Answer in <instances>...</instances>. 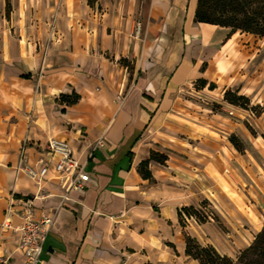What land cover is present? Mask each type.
Instances as JSON below:
<instances>
[{
    "label": "crops",
    "instance_id": "0c3cea01",
    "mask_svg": "<svg viewBox=\"0 0 264 264\" xmlns=\"http://www.w3.org/2000/svg\"><path fill=\"white\" fill-rule=\"evenodd\" d=\"M197 6L198 0H44L41 46L5 39L0 264H26L17 230L29 202L36 220H53L39 264H199L185 253L186 235L228 257L252 245L263 228L252 218L246 230L231 223L224 236L211 223L179 221L182 207L204 200L235 204L243 180L247 198L264 199V167L255 159L264 147L254 145L247 128L250 110L224 102L221 91L236 87L254 104L257 85L239 82L264 66V49L245 39L262 40L196 22ZM198 80L217 86L209 93L218 91L222 112L205 107V127L195 129L187 96ZM73 92L81 97L76 105L59 103ZM231 135L250 148L239 153ZM52 138L70 143L89 175L85 193H67L52 174L38 185L20 170L22 150L33 161ZM157 149L173 156L166 166L151 163L153 180H145L138 166ZM227 209L242 215L239 206Z\"/></svg>",
    "mask_w": 264,
    "mask_h": 264
},
{
    "label": "rangeland",
    "instance_id": "374dc122",
    "mask_svg": "<svg viewBox=\"0 0 264 264\" xmlns=\"http://www.w3.org/2000/svg\"><path fill=\"white\" fill-rule=\"evenodd\" d=\"M43 5L44 0H0V48L7 47L9 45L8 43H5L6 38L8 39V41L10 40L9 42L14 43V45H20L19 41L23 40L24 43H26V41H29L30 43H35L38 45V47H40L41 45L39 43L42 42V33L44 29ZM39 36L40 38H38ZM245 42L251 44L255 43V45H257V48L264 49V40L258 43L254 42L252 38H247L245 39ZM241 46L242 44L239 43V48H242ZM259 59L260 58L257 59L258 62ZM225 66V63L220 64L222 71H224ZM257 66V71H255L254 73L252 72V78L249 82L245 81L239 83L244 85L250 83L251 86L257 85L256 94L253 96V98L255 99L254 104H252L253 100H250L251 107H253L254 110H250L251 119H249L250 122H246V125L248 129L252 130H250L251 134L256 138V140H258L253 142L254 145L256 147H259L261 145L264 147V106H262L264 105V66ZM246 71V69H243L242 72L246 73ZM220 85H222V83H220ZM206 88L198 89L195 83V85L191 89V95L187 96L189 104H192L190 109L195 112V114L193 115L195 129H197V125L199 127H205V107H210L215 111H221V106L214 102L216 101L215 99H217V94H219L218 91H215L213 95L209 93V91H214L217 86L214 90L209 89L208 86ZM228 90L237 91L236 87H226L225 89H221V91L224 92L223 101L224 94ZM198 130L199 134H205L204 129ZM194 140L192 141V144H195ZM239 140L242 142L245 149L250 148V146L245 144L241 138H239ZM252 151L254 152V150ZM156 152L168 156V160L169 156H173V153L171 151H160V149H157ZM195 153L200 154L202 152H200V150H197V152ZM194 156V161L198 160L197 156ZM255 159L257 160L260 166L264 167V157L260 156L259 158H257L255 156ZM167 161L164 165L160 166H166ZM244 183L245 182L243 180L241 184L243 189L242 197H236L234 202L235 204H233V201L211 198L212 201L204 200L201 202L199 207H196L199 210V217L205 220L204 224L211 223L212 226L215 227V229H217L219 233H222L223 236L225 233H227L226 231H228L229 227L231 226V223H234L235 225H240V228L242 230H246L247 228H249L251 224L248 222V218H252L253 225L256 228H259V226H264V222H262L264 221V199H257L255 197L247 198ZM233 205H235V207H241L242 215L234 216L228 211L227 208H230ZM247 207L252 208V211L247 210ZM243 211H246L248 214L250 213L251 215L244 217ZM194 220L198 224H201L198 222L197 219L194 218ZM184 221L187 222L186 219H184ZM209 236L211 237L212 234L209 233ZM202 245L206 246V244ZM241 252L242 251L236 253L234 257L230 258L236 260L240 256Z\"/></svg>",
    "mask_w": 264,
    "mask_h": 264
},
{
    "label": "trees",
    "instance_id": "16d2710c",
    "mask_svg": "<svg viewBox=\"0 0 264 264\" xmlns=\"http://www.w3.org/2000/svg\"><path fill=\"white\" fill-rule=\"evenodd\" d=\"M88 1L89 4H93L96 0ZM195 20L199 23L229 29L231 36L240 33L253 35L263 40L264 0H198ZM122 62L131 69L127 61L123 60ZM196 86L198 89H204L207 86L211 90L216 88L214 84H208L205 80H198ZM80 99V95L76 92L70 95L62 94L59 97V103L73 106ZM224 101L243 110H254L251 107L250 99L240 95L238 90L226 91ZM229 141L239 153L243 154L245 152V148L237 136L231 135ZM167 160L168 156L152 151L149 159L139 164L138 173L143 179L152 181L150 164L164 165ZM184 217L188 219L195 218L199 223H205V220L199 217V210L193 206L182 207L179 210V221L183 226ZM185 253L199 264H264V226L255 237L252 245L243 250L236 260L221 255L212 245H202L190 235H186Z\"/></svg>",
    "mask_w": 264,
    "mask_h": 264
},
{
    "label": "built area",
    "instance_id": "2783aa9c",
    "mask_svg": "<svg viewBox=\"0 0 264 264\" xmlns=\"http://www.w3.org/2000/svg\"><path fill=\"white\" fill-rule=\"evenodd\" d=\"M229 114L233 115V112ZM19 163L20 170L38 185L44 183L52 174L53 179L59 186L65 187L67 193L83 194L86 191L89 175L84 171L83 166L75 157L70 143L66 140L50 139L42 155L33 161L23 149ZM67 200L66 195L62 197V201ZM29 206L27 216L22 226L17 230L19 233L18 249L25 257L26 264H39L43 243L53 220L49 217H44L41 221L36 220L31 209V202H29ZM184 218L188 221L187 217Z\"/></svg>",
    "mask_w": 264,
    "mask_h": 264
}]
</instances>
